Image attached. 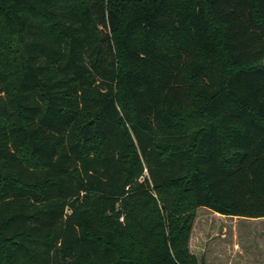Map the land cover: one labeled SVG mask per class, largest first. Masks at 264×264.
<instances>
[{"label": "trees", "instance_id": "1", "mask_svg": "<svg viewBox=\"0 0 264 264\" xmlns=\"http://www.w3.org/2000/svg\"><path fill=\"white\" fill-rule=\"evenodd\" d=\"M201 208L264 218V0H0V264H200Z\"/></svg>", "mask_w": 264, "mask_h": 264}, {"label": "rangeland", "instance_id": "2", "mask_svg": "<svg viewBox=\"0 0 264 264\" xmlns=\"http://www.w3.org/2000/svg\"><path fill=\"white\" fill-rule=\"evenodd\" d=\"M198 219L194 223V239L201 238L202 233L206 235V248L199 260L200 264H236V244L244 253L247 264L259 261L263 264L264 252L257 253V243H264V218L263 219H241L225 216H217L208 209L198 210ZM263 235V236H262ZM192 238V235H191ZM194 241L189 243V251L198 258L195 251L199 246ZM254 248V249H253ZM203 252V249L200 251ZM200 256V254H199Z\"/></svg>", "mask_w": 264, "mask_h": 264}, {"label": "crops", "instance_id": "3", "mask_svg": "<svg viewBox=\"0 0 264 264\" xmlns=\"http://www.w3.org/2000/svg\"><path fill=\"white\" fill-rule=\"evenodd\" d=\"M198 214V213H197ZM215 214V213H214ZM217 216H220L218 214H216ZM221 217V216H220ZM197 219H198V216H197ZM193 233H194V228H193V231H192V238H191V244L196 241L199 246H197L199 252L195 251V253L198 255V259L200 260L202 257H204L203 253L205 252L206 253V248L205 246L203 247V245L205 244L206 242V235L204 233H202L201 235V238L199 239H194V236H193ZM263 234H264V231H263ZM263 236V235H262ZM203 249V252L201 253L200 251ZM254 249V248H253ZM264 252V243L261 244V242L259 241V243H257V253H260V252ZM234 252L236 253V261L237 263L236 264H247V260L245 261V257H244V253L242 251V249L240 247H238V245L236 244V249L234 250ZM200 254V256H199ZM263 264H264V258H263ZM228 264H231V262H228ZM252 264H260L259 261L257 260V263L256 261H252Z\"/></svg>", "mask_w": 264, "mask_h": 264}]
</instances>
